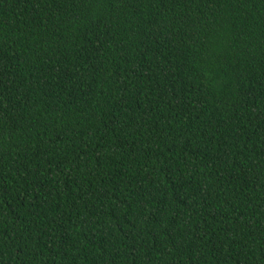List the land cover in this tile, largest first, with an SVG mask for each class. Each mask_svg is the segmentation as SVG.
I'll return each mask as SVG.
<instances>
[{"label":"trees","instance_id":"16d2710c","mask_svg":"<svg viewBox=\"0 0 264 264\" xmlns=\"http://www.w3.org/2000/svg\"><path fill=\"white\" fill-rule=\"evenodd\" d=\"M0 264H264V0H0Z\"/></svg>","mask_w":264,"mask_h":264}]
</instances>
